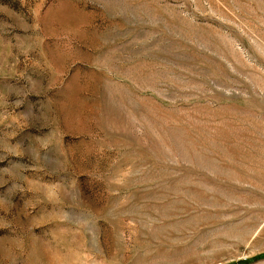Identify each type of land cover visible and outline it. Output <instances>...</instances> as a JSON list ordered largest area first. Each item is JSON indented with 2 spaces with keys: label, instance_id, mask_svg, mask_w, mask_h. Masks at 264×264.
Instances as JSON below:
<instances>
[{
  "label": "rangeland",
  "instance_id": "374dc122",
  "mask_svg": "<svg viewBox=\"0 0 264 264\" xmlns=\"http://www.w3.org/2000/svg\"><path fill=\"white\" fill-rule=\"evenodd\" d=\"M0 264H264V0H0Z\"/></svg>",
  "mask_w": 264,
  "mask_h": 264
}]
</instances>
